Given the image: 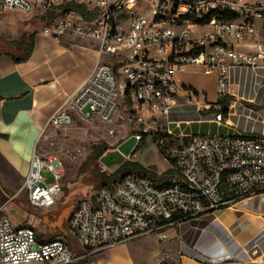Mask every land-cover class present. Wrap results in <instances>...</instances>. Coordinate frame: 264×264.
Here are the masks:
<instances>
[{"label": "built area", "instance_id": "obj_1", "mask_svg": "<svg viewBox=\"0 0 264 264\" xmlns=\"http://www.w3.org/2000/svg\"><path fill=\"white\" fill-rule=\"evenodd\" d=\"M68 4L84 6L94 19L70 11L44 26L42 34L94 41L98 60L83 85L50 117L49 127H70L76 117L111 122L122 97L130 101L139 124L167 116L181 92L174 71L189 65L216 75L214 105L220 111L231 68L264 64V0H0V17L7 11L32 15L35 7L44 14ZM246 44L257 48L239 49ZM105 57L115 64L105 63ZM217 118L221 121L222 115ZM168 157L174 173L167 186L128 176L77 202L69 231L80 247L92 254L152 233L164 242L168 226L264 190V135L193 136ZM62 177L35 152L22 190L32 206L50 208L61 197ZM5 210L6 204L0 207V264L77 261L63 241L39 243L34 228L14 225Z\"/></svg>", "mask_w": 264, "mask_h": 264}, {"label": "crops", "instance_id": "obj_2", "mask_svg": "<svg viewBox=\"0 0 264 264\" xmlns=\"http://www.w3.org/2000/svg\"><path fill=\"white\" fill-rule=\"evenodd\" d=\"M29 1L35 4L36 0ZM35 9L32 15L38 14L43 27V13ZM6 20L0 18V207L6 204L14 225L34 228L39 243L63 241L78 258L73 264H264V190L230 207L168 226L164 242L160 238L151 241L157 234L152 233L92 254L69 231L71 211L77 204L71 191H62L53 207L32 206L22 188L33 153L42 135L57 129L48 126L50 117L94 69L97 43L70 34L56 40L44 36L35 24L20 21L12 25ZM256 27L262 29L263 23ZM23 35H34L33 50L27 59L17 61L24 54L17 44ZM239 47L245 52L257 48L251 44ZM174 79L181 92L173 109L167 116L149 119L161 118L165 124V133L153 141L158 148L162 144L168 149L174 139L184 146L193 136L264 135V64L231 68L225 94L231 102L221 121L214 105L218 99L215 74L189 65L184 71H174ZM134 144L135 139L128 148ZM169 164L164 172L173 175Z\"/></svg>", "mask_w": 264, "mask_h": 264}, {"label": "rangeland", "instance_id": "obj_3", "mask_svg": "<svg viewBox=\"0 0 264 264\" xmlns=\"http://www.w3.org/2000/svg\"><path fill=\"white\" fill-rule=\"evenodd\" d=\"M35 11L37 9L34 8ZM2 17L7 18L8 24L16 25L23 21L27 25L32 23L38 28H44L38 14L22 15L15 12L13 15L5 12ZM208 30L209 28H205L202 32ZM200 34L197 33L196 36ZM7 38L8 41L11 39L10 36ZM22 50L24 51L23 48ZM115 61L108 59L105 63L113 65ZM129 109L121 100L119 112L111 122H101L96 118L83 121L76 117L72 126L49 129L42 135L36 154L40 159L51 162L62 172V191L66 193L71 191L74 202L92 197L101 187V174L110 175L124 162L135 161L151 170L153 169L151 167H154L153 170L159 176L166 173L164 171L170 165L169 151L179 147L181 142L176 139L170 140L173 145L168 147L165 154L160 153L153 141L156 137H160V133L161 135L165 133L164 121L160 118L148 120L146 125L139 124L134 113ZM133 139L135 144L128 148V155L124 157L120 165L111 167L102 162L103 157L112 155L120 147L131 145ZM165 143L168 142L165 140ZM102 149H104V155L98 158L94 151L98 152ZM47 177V181L51 182L50 175ZM158 239V235L155 234L150 240L158 242Z\"/></svg>", "mask_w": 264, "mask_h": 264}, {"label": "trees", "instance_id": "obj_4", "mask_svg": "<svg viewBox=\"0 0 264 264\" xmlns=\"http://www.w3.org/2000/svg\"><path fill=\"white\" fill-rule=\"evenodd\" d=\"M70 11L79 12L85 19L89 21L94 19L93 15L87 13L86 8L84 6L77 4H68L60 7H53L51 10L46 11L41 16V19L44 23V26H46L52 23L58 16L64 15ZM33 39L34 35H23V37H21L20 41L17 44L24 49V54L21 57L17 58V61L25 60L31 55L33 50ZM125 101L127 107L130 108V101L127 98H125ZM230 102L231 100L228 96H224L218 102L221 106L219 113L222 115L223 118L228 113ZM164 136L166 137V135ZM158 149L162 154H165V151H167V148L163 147L162 145H159ZM94 152L98 158H102V156L104 155V149L98 152L95 150ZM151 168L154 169V167ZM153 169L151 170L150 168H144L138 162L135 161L124 162L118 167L116 171L112 172L110 175L102 173L100 176V186H114L116 183L128 176L147 177L158 187L167 186V182L172 172L167 171L165 174L159 176L158 173H156V171H154Z\"/></svg>", "mask_w": 264, "mask_h": 264}, {"label": "water", "instance_id": "obj_5", "mask_svg": "<svg viewBox=\"0 0 264 264\" xmlns=\"http://www.w3.org/2000/svg\"><path fill=\"white\" fill-rule=\"evenodd\" d=\"M127 155H128V146L125 145V146L120 147L119 150L117 152L113 153L112 155H107V156L103 157L102 162H104L105 164H107L111 167H115V166L120 165L123 162L124 157H126ZM111 159L113 160V162ZM74 208L75 207L73 206L71 212H73Z\"/></svg>", "mask_w": 264, "mask_h": 264}]
</instances>
